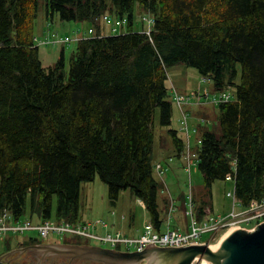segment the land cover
I'll use <instances>...</instances> for the list:
<instances>
[{"label": "trees", "instance_id": "16d2710c", "mask_svg": "<svg viewBox=\"0 0 264 264\" xmlns=\"http://www.w3.org/2000/svg\"><path fill=\"white\" fill-rule=\"evenodd\" d=\"M136 4L154 18L150 32L135 30ZM46 9L89 22L98 36L75 40L68 72L66 43L44 66L34 34L40 0H0V214L78 222L82 183L99 176L110 201L131 190L160 228L157 125L169 128L177 157L186 146L170 128L168 68L178 63L235 95L218 104L219 131L201 127L198 217L230 173L243 207L264 197V0H46ZM106 14L127 30L102 35Z\"/></svg>", "mask_w": 264, "mask_h": 264}, {"label": "rangeland", "instance_id": "374dc122", "mask_svg": "<svg viewBox=\"0 0 264 264\" xmlns=\"http://www.w3.org/2000/svg\"><path fill=\"white\" fill-rule=\"evenodd\" d=\"M108 2L111 4V0H108ZM143 16L150 17L152 15L143 9L139 4H136L134 13V28L137 31H148L150 29L148 23L143 21ZM89 24L90 23L86 21L78 22L61 20L58 14H55L53 17H48L46 0H40L39 14L34 22V34L35 37L40 40L52 39V33L57 32L60 36H69L70 38H74L77 33V29H75L76 26L83 25L86 27L85 31H87ZM126 24L123 27H119V33L127 30ZM105 32L110 33L109 30H106ZM92 36L93 35L89 34L88 31L86 32V37ZM36 44L39 45L38 40ZM77 44V41L73 40L65 45L64 55L67 72L69 71L71 56L76 50ZM39 50L43 65L49 66L55 63L60 57L62 46L52 43L42 44L39 45ZM168 72L169 86L171 83L170 81L174 80L176 85L181 88H186L188 91L194 90L200 91L201 93H204L205 91L208 92L209 96H202L204 103L200 106L207 108L209 119L202 121L199 117H189L190 125L200 123L202 128L219 131V109L218 105H214L212 100L214 97L219 96L221 92L214 90L212 82L203 77L196 68L189 67L184 63H178L174 66H170L168 68ZM199 88L200 90H198ZM169 92L171 94V87H169ZM227 92L232 93L233 100L235 98L234 89L230 88ZM188 106L192 107L196 111L200 108L199 105L194 103H191V105ZM178 113L179 109L176 105H174V125H180V123H177ZM162 128L167 127H160L157 125L155 131L156 139L154 146V162L155 164L156 162H160L165 169V173L162 176H159L157 173L154 175L156 179L163 184L158 195L159 209L163 220V229L167 228V221L170 212V200L173 199L176 209L171 213V227H180L183 231H187L189 228V218L185 215V208L187 207V202L189 200L188 197L191 193L196 201L201 202V199L205 197L204 177L198 168L196 161L192 165L191 169L188 170L184 166L185 160L183 158L170 156L174 148L172 144H169L167 134H165V130H161ZM202 128L197 132H191V148L193 151H196L199 146L198 138L202 134ZM192 129L193 128L191 127V130ZM161 135L167 138L166 147L163 146ZM167 165L170 169H168ZM233 188V182L227 180H217L212 187L213 197L205 204L206 211L213 214L228 215L233 210V199L229 197L227 193L232 191ZM165 198L169 201V204L166 207L164 204ZM80 204L81 222L101 220L108 223V227L102 228L101 226H98L94 229V231L98 234H104L107 231H117L120 229L124 235L137 237L143 231L146 223L151 221V216L145 208L143 202L136 198L131 190L123 191L120 194L119 199L115 202L110 201L108 198L107 185L99 178V176H96L95 180L91 182L82 183ZM34 218L35 219H33V221L35 223L40 221L36 217ZM51 219L56 220L55 218ZM253 224L256 226L258 223L254 222ZM36 234L37 232L30 231L26 233L25 236ZM222 235L219 239L212 242V245L218 244ZM52 236L59 239L65 237L64 235ZM209 237L210 234H206L204 239L207 240ZM89 240L93 242L92 244L101 243L98 240ZM104 245L108 246L107 244ZM194 264H203V260H197Z\"/></svg>", "mask_w": 264, "mask_h": 264}, {"label": "built area", "instance_id": "2783aa9c", "mask_svg": "<svg viewBox=\"0 0 264 264\" xmlns=\"http://www.w3.org/2000/svg\"><path fill=\"white\" fill-rule=\"evenodd\" d=\"M143 21L147 22L150 26L148 32H150L154 25V18L152 16H143ZM103 21L111 27V32H118L119 27L126 23L125 19L116 18L112 15L106 14L103 16ZM89 34H94L92 28L88 31ZM98 36V35H95ZM100 36V35H99ZM87 38L86 33H78L74 38L69 36H60L58 33H52V39L40 40L39 44H64L73 40H79ZM172 97L181 112L180 123L181 130L186 135V146L183 153V159L185 160L186 169L190 170L192 165L197 159V152L193 151L190 144L191 127L189 124V114L186 110V106L194 103L196 105H202L204 103L202 96H209L208 92L201 93L200 91H190L187 93H181L175 86L171 87ZM232 93L223 91L217 97H214L212 102L214 105H218L222 102L232 100ZM206 119H202L205 121ZM195 131V129L193 130ZM197 162V161H196ZM155 173L162 176L165 173V169L161 163L155 164ZM227 181L234 183V188L229 191L227 195L233 199V210L228 215L208 213L205 209L201 218L198 217L195 211V204L193 202V195L190 193L187 207L185 209V215L189 218V228L187 231H183L180 227H171V213L176 209L174 200H170V212L167 221V228L164 230L163 225L160 228H156L155 224L150 221L146 223L143 231L137 237H129L124 235L122 230L107 231L104 234H98L94 231L98 226L102 228L108 227V223L98 221L87 222H67L56 221L51 218L40 220L35 223L31 218L14 219L9 210H4L0 214V236L7 234H26L30 231L37 232V235L41 238H49L52 235L55 236H78L87 239L98 240L100 244H107L111 248H120L125 251H136L147 246L150 240L157 241L160 246H188L193 244H208L212 245V242L219 239V237L228 230H231L236 225L241 228L249 230L254 229V222H264V197L261 199H253L247 207H243L237 200L235 192V177L233 173L226 176ZM114 214V212H113ZM124 217V216H123ZM249 226V227H248ZM210 234V237L206 240L204 236Z\"/></svg>", "mask_w": 264, "mask_h": 264}, {"label": "water", "instance_id": "95a60500", "mask_svg": "<svg viewBox=\"0 0 264 264\" xmlns=\"http://www.w3.org/2000/svg\"><path fill=\"white\" fill-rule=\"evenodd\" d=\"M71 257L94 259L109 264H264V222L253 230L236 225L218 245L160 246L150 240L136 251H118L99 245H67L62 251Z\"/></svg>", "mask_w": 264, "mask_h": 264}, {"label": "flooded vegetation", "instance_id": "af4514ba", "mask_svg": "<svg viewBox=\"0 0 264 264\" xmlns=\"http://www.w3.org/2000/svg\"><path fill=\"white\" fill-rule=\"evenodd\" d=\"M7 234L0 236V264H109L94 259H83L63 254L67 245H99L92 244L89 239L78 236L64 238H41L37 234L25 236ZM55 238V239H54ZM118 251H125L115 248ZM133 251V250H131Z\"/></svg>", "mask_w": 264, "mask_h": 264}, {"label": "crops", "instance_id": "0c3cea01", "mask_svg": "<svg viewBox=\"0 0 264 264\" xmlns=\"http://www.w3.org/2000/svg\"><path fill=\"white\" fill-rule=\"evenodd\" d=\"M90 28H92V25L91 24H89V26H88V30L90 29ZM75 29H77V33H80V32H87V31H85V29H86V27L85 26H76V28ZM106 30H109L110 31V28H109V26L108 25H106V24H102V28H101V32H103L104 34H108L109 32H105ZM76 33V34H77ZM57 57V56H56ZM171 83H170V85L171 86H175V87H177V89L180 91V92H182V93H187V92H189L188 90H186V88H181V87H179L178 85H176V83H175V81L174 80H171L170 81ZM170 87V86H169ZM198 90H200V88L198 89ZM191 91V90H190ZM191 105V104H190ZM188 106V105H187ZM186 106V110H187V112H188V114H189V117H199L200 119H209V115H208V113H207V108L206 107H202V106H200V108L196 111V110H194L192 107H190V106H188L187 107ZM180 117H181V112H180V110H179V113H178V115H177V123H180ZM189 124H190V122H189ZM190 127H192L193 129L191 130V132L195 129V131H193V132H197V131H199L200 129H201V127H202V125L200 124V123H198V124H191L190 125ZM170 128H174V129H177L178 131H179V134L183 137V138H185V140H186V135H185V132L184 131H182L181 130V123H180V125L179 124H176V125H174V122H173V119H172V125L170 126ZM168 127L167 128H162L161 130H165V134H167V138L169 139V144H172V141H171V138H170V136H169V134H168ZM191 137L192 136H190V144H191ZM167 138H165V136H162L161 135V141H162V143H163V146H165L166 147V145H167V142H166V139ZM198 141H200V137L198 138ZM169 144H168V146H169ZM172 146H173V144H172ZM173 148H174V146H173ZM170 156L172 157V156H176V153H175V150L173 149L172 150V152H171V154H170ZM156 163H160V162H156ZM167 167H168V169H170V167L167 165ZM234 184V183H233ZM165 230V229H164Z\"/></svg>", "mask_w": 264, "mask_h": 264}, {"label": "bare ground", "instance_id": "6f19581e", "mask_svg": "<svg viewBox=\"0 0 264 264\" xmlns=\"http://www.w3.org/2000/svg\"><path fill=\"white\" fill-rule=\"evenodd\" d=\"M230 230H228V232H229ZM228 232H226V233H224L223 235H222V237H221V240L226 236V234L228 233ZM220 240V241H221ZM219 244V243H218ZM218 244H216V245H218ZM214 246V245H213ZM207 262L205 261V259L203 260V264H206Z\"/></svg>", "mask_w": 264, "mask_h": 264}]
</instances>
